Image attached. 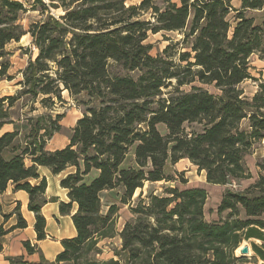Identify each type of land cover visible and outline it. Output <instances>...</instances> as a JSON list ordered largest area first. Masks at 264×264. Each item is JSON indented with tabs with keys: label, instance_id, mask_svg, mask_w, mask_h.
Segmentation results:
<instances>
[{
	"label": "trees",
	"instance_id": "trees-1",
	"mask_svg": "<svg viewBox=\"0 0 264 264\" xmlns=\"http://www.w3.org/2000/svg\"><path fill=\"white\" fill-rule=\"evenodd\" d=\"M36 1L48 11L42 0ZM128 1L50 0V7H62L65 15L49 14L25 31L20 23L24 4L0 0V78L14 79L7 76L9 64L3 62L8 44L29 34L37 51L23 72V89L16 96L0 97V195L10 184L29 194L37 239L44 240L47 180L37 186L29 181L40 179L38 166L54 175L75 169L61 181L71 202L60 203V211L71 214L77 205L72 216L77 236L62 242L56 264H244L246 258L236 252L256 229L264 230V158L257 163L261 174L254 184L244 192L228 190L223 195L216 221L205 217L206 189L175 187L165 197L151 195L148 203L132 208V219L118 232L119 209L113 205L104 213L102 194L122 188L126 202L146 182L171 181L168 162L175 165L183 159L205 172L211 185L251 178L246 157L264 140V85L252 98L241 86L253 79L251 57L264 61V21L257 25L246 12L264 9V0H242L241 9H235L232 0H180V6L170 3L164 10L157 0H142L138 6ZM148 12L154 22L141 20ZM191 16L182 42L194 39L191 52H180L176 62L170 45L163 55L152 56V46L145 43L149 33L183 32ZM114 67L125 74H113ZM134 72L140 73L137 78L130 75ZM196 82L214 86L218 93L193 86ZM186 86L192 89L182 90ZM169 87L173 91L165 94L163 89ZM63 91L87 98L70 144L46 150L61 131L64 115H43L30 123L22 154L5 159L4 151L19 136L18 131L3 132L15 124L10 110L18 99L42 96L48 108L54 99L63 102ZM194 123L203 130L189 133L185 125ZM161 124L166 135L158 129ZM133 147L136 167L125 169ZM94 171L98 175L87 181ZM16 211L14 229L26 228L20 208ZM12 230L1 226L0 238ZM116 237L122 242L115 251L119 259H94L102 254L100 244ZM24 245L33 252L29 242Z\"/></svg>",
	"mask_w": 264,
	"mask_h": 264
},
{
	"label": "rangeland",
	"instance_id": "rangeland-1",
	"mask_svg": "<svg viewBox=\"0 0 264 264\" xmlns=\"http://www.w3.org/2000/svg\"><path fill=\"white\" fill-rule=\"evenodd\" d=\"M24 4L26 12L21 14L20 23L24 27L25 31L29 30V27L32 23L42 21L48 17L49 14L60 18L65 15V11L62 7L57 9L50 7V0H42L44 4L47 5L48 11L44 12L43 6L38 3L36 0H14ZM142 0H129L127 5H136L138 6ZM174 3L180 6V0H157L156 4L164 10L168 4ZM59 6H61V2H56ZM232 6H239V0H232ZM235 9H240L234 7ZM247 17H253L255 23L257 25H261L264 21V9L258 11H247ZM141 20H151L154 22V17L151 12L145 13L142 15ZM192 23V16L187 23V28L184 29L183 32H161L158 34L149 33L148 39L145 42L147 45L152 46L151 55H163L164 50L168 46H173L171 50V54L174 55L175 61L178 62V56L180 52H191L190 44L194 40L192 37L188 38L186 43L183 44V40L185 39V34H187L190 30ZM180 43V45H176ZM7 56L3 59V62H7L9 64V69L7 72V76H12L14 79L9 81L7 78H0V97L5 96H16L22 89V85L19 83L23 81V72L31 61L32 57H35L37 51L32 43V38L29 34L25 35L19 42H12L6 46ZM251 62V74L253 79L247 80L241 87L244 89L245 93L251 98V96L260 90V86L264 85V61L259 59L258 55H253L250 59ZM112 73L114 74H125L122 73L120 69L113 68ZM139 72L130 73V75L134 78L139 76ZM175 86V82H173ZM196 87H202L204 89L209 90L211 93L217 94L218 91L214 86L202 85L199 82L193 84ZM192 86L183 87L182 90L190 91ZM173 91V87H169L168 89H163V92L166 94L167 92ZM63 102H60L54 99V103L49 102L48 108H45L42 104L43 97L40 96L38 99L33 98L29 95H24L15 103L14 107L10 110V116L12 119L16 121L17 127L19 129H23L24 131L28 130L30 135L31 122H36L41 116L49 115L55 118L57 115H64V119L62 120L63 125V133L69 134L72 131V127L76 125V120L78 118H82L86 107L84 102L87 101L85 96L82 97H71L68 91L62 92ZM166 97V96H165ZM187 131L191 132H201L203 130L202 125L198 123L194 124H186L185 125ZM248 123L244 122L243 127L247 128ZM16 127V128H17ZM159 131L162 135H166L168 130L165 125L161 124L158 126ZM27 135V137L29 136ZM135 147H133L123 164V168L136 167L135 163ZM257 162L260 161L259 155L256 156ZM150 168H147L148 171ZM166 172L171 178V181L166 182H155L149 183L146 182L143 188L138 189L134 196L123 202L122 199L124 197V190L122 188L106 191L102 194V206L103 212L106 213L108 209L116 205L118 207V225L117 230L121 232L124 228V225L130 221L133 217L132 208L138 206V204L143 201L148 203V200L151 195L166 196V191L170 188L178 187L180 189H185L184 187H188L189 184L181 182V174L184 177V181H192L190 186H195L200 183L201 177L200 172L194 168V165L189 160L183 161L180 165H174L171 161L168 162ZM257 244L259 247L264 249V242L252 241ZM121 240L120 237H116L112 240L103 241L100 244V248L102 250V254L99 256H95L94 259L100 261H106L110 259L118 260L119 257L115 255V251H120L121 249ZM249 247H251L249 255H247L246 262L244 264H264L261 263L257 257L255 256V252L252 247V243L248 242ZM245 246L244 242L242 243L241 248ZM236 255L241 257L240 251L236 252ZM121 259V258H120ZM56 264V263H53ZM67 264V263H62Z\"/></svg>",
	"mask_w": 264,
	"mask_h": 264
},
{
	"label": "crops",
	"instance_id": "crops-1",
	"mask_svg": "<svg viewBox=\"0 0 264 264\" xmlns=\"http://www.w3.org/2000/svg\"><path fill=\"white\" fill-rule=\"evenodd\" d=\"M239 6L242 7V0H239ZM239 6L233 7L238 8ZM255 94L256 92L251 96V98ZM79 119L80 118L76 120V123ZM16 127L17 124L15 121L14 125H7L3 129V132H19V136L17 137L14 145L4 151V157L7 160L12 159L16 155L22 154L26 147V138L27 135H29L28 130L24 131V128L19 129ZM73 128L74 126L71 130H73ZM72 134L73 131H70L69 134L63 133L62 128L59 133H56L53 138L48 141L46 150L49 152H54L66 148L71 142ZM257 155H259L260 160L264 158V140L256 144L252 153L246 157V165L249 169V172L251 173V178L241 182H233L237 187L235 190L232 189L231 184L227 186H216L209 184L207 182L206 173L200 172V177L202 179L200 180V183L202 184H198L193 187L203 188L208 192L205 210V217L208 221L219 220L220 215L218 213V207L221 203L223 195L228 190L244 192V190L249 188L258 180L261 171L257 166ZM186 160L187 159H183L175 165L178 166ZM25 162L29 167L33 165L30 158H27ZM74 172L75 169L70 168L60 175H54L49 168L38 166V174L40 175V179H32L29 181L32 185L37 186L41 183L42 179L45 178L47 180V189L45 194L47 203L42 208V215L47 222V237L41 241L37 239V233L35 230L36 216L29 210V194L26 191L15 190V186L10 184L7 190L0 195V204L3 209V212L0 213V227L4 226L5 230L13 229L10 233L0 238V244L3 247L2 251H0V264H13L12 260L18 262L19 264L20 262L27 264H53L56 262L57 256L63 251L62 242L68 239H73L77 236V231L72 220V216L78 209L77 205H73L71 214H62L60 211V203L63 202L68 204L71 202L68 196V190L62 188L61 181L68 174ZM97 175V172H92L90 177L87 178V181L93 179ZM191 183L192 181H187L185 184H189V186H185L184 188H193L190 186ZM17 207L20 208L19 212L27 222L26 228L14 229L18 224V215L16 211ZM5 215H8L9 218L5 219ZM256 230L258 231L255 232L256 235L254 234L252 237H249V239H245L244 244L245 246L249 247L248 242H251L255 252V256L253 257H257L261 263H264V249L252 242L254 240L257 242H264V230ZM25 242H29L31 244V247L33 248L32 253H29L25 248ZM249 249L251 250V247H249Z\"/></svg>",
	"mask_w": 264,
	"mask_h": 264
},
{
	"label": "water",
	"instance_id": "water-1",
	"mask_svg": "<svg viewBox=\"0 0 264 264\" xmlns=\"http://www.w3.org/2000/svg\"><path fill=\"white\" fill-rule=\"evenodd\" d=\"M240 253H241V257H247V255H249L250 253L249 247L244 246L243 248H241Z\"/></svg>",
	"mask_w": 264,
	"mask_h": 264
},
{
	"label": "built area",
	"instance_id": "built-area-1",
	"mask_svg": "<svg viewBox=\"0 0 264 264\" xmlns=\"http://www.w3.org/2000/svg\"><path fill=\"white\" fill-rule=\"evenodd\" d=\"M231 185H232L231 187H232L233 190H235V189L237 188L236 185H235L234 183L231 184Z\"/></svg>",
	"mask_w": 264,
	"mask_h": 264
}]
</instances>
